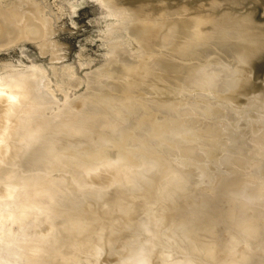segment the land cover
Instances as JSON below:
<instances>
[{
  "label": "bare ground",
  "instance_id": "6f19581e",
  "mask_svg": "<svg viewBox=\"0 0 264 264\" xmlns=\"http://www.w3.org/2000/svg\"><path fill=\"white\" fill-rule=\"evenodd\" d=\"M9 1L0 0L1 42L26 21L27 9ZM239 1H251L253 9L247 3L245 15L236 5L230 11L213 3ZM261 1L213 0L201 8L200 0H179V12L211 10L188 20L168 15L169 0H144L142 24L137 17L121 38L141 60L125 57L117 44V61L98 71L84 96L60 113L33 115L54 96L68 98L69 92L55 89L58 96L50 85L60 77L74 81L72 70L49 69L53 83L41 68L0 75L2 194L17 198L25 191V202L36 206V220L39 214L51 241L71 237L69 262L264 264V78L258 75L264 71V9L253 7ZM112 10L106 19L117 13ZM20 12L25 17L18 22ZM127 14L128 22L122 21L129 23L133 14ZM227 14L240 18L236 28ZM28 23L23 28L30 30ZM206 23L214 30L208 27L203 39L191 32ZM111 31L106 36L118 38ZM10 35L0 45L14 43ZM186 48L192 56H184L187 64L181 59ZM79 80L86 82L83 75ZM207 121L217 127L218 138L201 128ZM209 182L214 188L207 190ZM26 215L17 217L35 220Z\"/></svg>",
  "mask_w": 264,
  "mask_h": 264
},
{
  "label": "rangeland",
  "instance_id": "374dc122",
  "mask_svg": "<svg viewBox=\"0 0 264 264\" xmlns=\"http://www.w3.org/2000/svg\"><path fill=\"white\" fill-rule=\"evenodd\" d=\"M119 1H120V4H116L117 0L110 1L107 3L108 6H107V4H104L105 1H102V0H27V1L26 0H19V1L18 0H10L9 1L13 5L20 6V9L21 8L27 9V11H25V13L27 12L26 17L23 16V15H25V13L20 12V14H18L20 17L17 15V18H19V21L17 18L15 20H17L18 22H20L22 20L24 21V19L21 17V16H23L26 18L25 20L28 22L30 19V23H32L33 27L29 26V27H32L31 28L32 31H31V29L30 30L25 29L26 27H25L24 23L27 24L28 22L26 23V21H24L23 25L25 28H23V25H21L23 30L22 29L18 30L19 28L16 30V33L21 31V33H18L16 35L17 37L20 35L19 37H21V38L18 39L14 35L16 33H14V34L12 33L16 38L14 40V43L11 40L12 41V42L10 41L11 43H8V41H7L4 44L0 45V75H2V77H3V75L6 72H7L6 74H9L10 72L11 73H15L16 71L17 72H20V71L26 72V71H30V70L32 71V70L41 68V69H43V72L46 73V74L43 73L46 76L45 77L46 82L53 83L55 81V83H53L52 85H54V84L58 85L57 83H59V85H58L59 87L57 86V88L54 87L55 85L54 86L50 85L52 88H54L53 91L56 94H57V92L60 94L61 93L64 94V93L69 92L68 98H66V100L63 102H61V100L57 99V97L54 96L52 99V103L42 104V106L39 110H43V112L33 114L34 117L36 116V118H38L37 116H40V115L43 116V114H46V113L47 114L48 113L54 114L55 112L60 113V112L64 111L65 107H67L68 104H70V103L72 104L73 102L75 103V101L79 97L84 96L88 87L91 84L90 81L92 80V78L94 76L98 75L96 73H98V71H100L103 68L104 69L107 68L109 63H112L113 61H117L116 59H118V58H115L114 53H112V52L116 51V49L113 51V48H116L117 44L120 46L122 45V48L125 49V53H124L125 57L128 54H130L131 56H135L136 58L140 57V60H141L142 57L139 56L140 52H137V49H133V47L130 45L131 42L128 41L126 43H122L123 41L121 38H123V36H124V32H123L124 30L123 29H127V27L132 28L134 26L133 24H135L136 21H138V19L140 17L139 13H141L140 18H142L141 20L143 21V15L145 14V11H146L145 6H143L144 0L143 1L138 0V3L142 2V3H140V5L143 6L142 9H141V6L137 5L138 4L136 2L137 0L136 1L135 0L134 1L133 0H119ZM124 1H125V3H124L125 5L123 4ZM166 1L167 0H163L164 3H166ZM170 1L171 0H169V3L168 2L166 3L167 6L165 7V8L170 7L169 9H171V10H169V14H168V9H166L167 14L169 16H172L173 12H174L175 16L177 14H181V17L186 16L185 18H187L188 20H191L193 17L195 18L199 14H203V13L206 15L211 14V10H207V9L206 10L203 9L204 11H202V13H200L201 10H190V11L186 10V12H184L185 9H181V11L179 12L178 11L179 9L177 8V5L175 4L179 0L178 1L172 0L173 2L175 1L174 3L172 1L170 3ZM181 1L184 2V1H188V0H181ZM209 1H210V4L215 3V7L218 9H222V8L227 9L228 8V9H230V11L236 10V7H235V5H236L237 10L238 9L241 10L240 8H242V10L240 12H243L245 15H246L247 11H244L243 8H245V5L247 3H250V4L252 3L251 1H248V2L245 1L247 3H244V1L243 2L239 1L238 3H236V2H228V3L213 2L212 3L211 1H213V0H204V1L200 0V2H202V3L197 2V5L200 3L201 5L199 4L198 5L199 7H201L202 5L207 6ZM262 1L264 3V0H262ZM262 1L258 4L253 5V7L257 5L256 7H254V9L259 7L261 10H263L264 5L261 7V5L263 4ZM32 2H34V3H32ZM131 2H134V3L136 2V5H134ZM23 4H25L26 6L24 5V7H23L22 6ZM109 4H110V6H109ZM172 4H173L174 8H172ZM250 4H247L246 7ZM252 4L250 5L251 7L248 6L247 8L248 9L251 8V10H252L253 9ZM130 5H131V7H129ZM124 6H126L127 8ZM205 6L203 8H205ZM107 7H111V8H107ZM113 7H114L115 11L112 10ZM132 7H134V8L129 10ZM136 7L138 8V10L140 9L138 12L139 16L136 13L138 11ZM124 8H126V10L127 9L128 10L126 11ZM135 8H136V10H135L136 12H134V11L133 12L136 14L134 16V13L133 12L131 13V11L134 10ZM143 8H144V11H143V15H142ZM192 8H194V7H192ZM41 9H42V11H41ZM109 9L112 10L113 13H115L117 11V13H115L112 16L113 19L110 18V20L108 18L107 19L105 18L106 12H108ZM122 9H124L126 12H128V14L125 13V11H122ZM173 9H174V11H173ZM215 9H213V10L216 11ZM154 10L155 9L153 8V10H151V11H154ZM121 11H122V13H121ZM182 12L185 13V15H182L183 14ZM154 13L156 15H154ZM165 13H163V14H165ZM126 14H127V17H131V15L133 14V17H131V20H132V18L135 19V17H136V19L135 20L133 19L131 21L129 18V23H127L128 20L126 19V16H124ZM27 15H28V17H30V16L31 17L28 19ZM41 15L43 16L44 20L42 19V17L41 18L38 17ZM153 15H154V17L157 15L159 16V18L161 17V14L159 15L156 12H153ZM227 15L231 16V14H227ZM177 16H179V15H177ZM32 17H33V21H31ZM137 17H138V19H137ZM231 17H232V21H231L232 27L236 28L238 26L240 18L238 16L237 17L231 16ZM125 19L127 22L122 21ZM260 19H262V21H263L264 17L262 16V17H260ZM141 20L139 19L138 22H141ZM34 21H36V22H34ZM133 21H134V23H133ZM36 23L38 24V26ZM125 23H127L128 25ZM130 23H133V24H130ZM33 24H35L36 27ZM45 24L47 26H45ZM129 24L132 27H130ZM141 24H142V22H141ZM27 25H31V24L28 23ZM137 25L138 24H136V26ZM109 26L111 28H113L112 29L113 31L108 30L110 28ZM118 26H120V27H118ZM208 27L211 28L212 30H214V28L211 27V23H206L204 25H200V26L197 25V26L191 27V32L195 33V35H197L198 38L203 39L204 36L206 35L205 32L208 31V29H207ZM37 28H39L40 30L37 31L38 30ZM200 28H202V31L200 30ZM203 28H204V30H203ZM24 29L27 30V32ZM33 30L34 31L36 30L37 32H35L33 34ZM108 31H109V33H110V31L114 32V34H116L115 32H117L118 38L116 36H111V37L109 35H108L109 37L106 36ZM209 31H210V29H209ZM37 33H40V34H37ZM12 34L11 35L9 34L11 36V39L14 38ZM28 34H30V35H28ZM32 34L34 36L35 35H38V36L34 37V36H32ZM263 34H264V32H263ZM9 35H7V37L5 36V38L3 35H1V36L6 41ZM30 36H32V37H30ZM262 37H261V39H264ZM36 38H38V39H36ZM108 38H112L113 40L112 39L109 40ZM8 39H10V38H8ZM133 39H134V41L136 40L135 38H133ZM259 39L260 38H258L257 40H259ZM3 40H2V42L1 41L0 42L3 43ZM189 40H191V39H189ZM135 42L139 43V39L136 40ZM118 45H117V47H118ZM187 49L188 48L185 49L186 55L184 54V51L181 53V55H183V58H181L182 60L185 59L184 56H187L188 54L190 56L188 58L190 60H192L191 51H189L190 53H188ZM136 54H137V56H136ZM135 57H132V58L136 59ZM189 59L184 60V61H186V64H187V61H188V63H191V62H189ZM138 60L136 59V62H139ZM184 61L182 62L183 64L185 63ZM183 66H186V65L181 66L182 68L186 69V67H183ZM52 68L56 69L58 73H61L62 70H68V71L72 70L73 72L71 71L69 74H72V76L74 77V79H73L74 81H71L72 83L71 82L63 83L66 80L62 79L61 77H60V80H57V78H56L57 81L56 80L53 81L52 78H55V77L53 76V74H51L52 73L51 70H49ZM259 73H258V75L260 76V78H264V71L263 70H262V72L259 71ZM18 74H20V73H18ZM81 75H83L86 78V82H82L81 80H79ZM75 77L76 78L78 77V81L77 80L75 81V79H76ZM103 79H105L106 81L107 80L110 81V80H112V77L104 76ZM61 80H63V81H61ZM261 81L264 82L263 79ZM72 85H73V87H72ZM50 86H46L45 88L50 89ZM68 86H70L72 89L70 87L68 88ZM239 88L240 87H237L235 90H238ZM55 89H57V92L55 91ZM60 90H61V92H60ZM67 90H69V91H67ZM9 93H12V92H9ZM14 104L16 105L15 102H14ZM169 107H170V105H169ZM171 109H172V107H171ZM172 112H173V109L169 113H172ZM60 117L61 116L58 115L57 119ZM203 123L201 125V128L204 130V127H205L207 129V134H209L210 137H212V138H218L219 137L218 136L219 135L218 129L215 125H212V127H210V124L208 121L205 122L204 125H203ZM211 132H213V133L217 132V133L213 135V133H211ZM74 145L78 146L76 143H71L69 145V147L73 148ZM76 149H78V148H76ZM207 184L208 185L205 186V189L210 190V189L214 188V186L212 185L211 182H209ZM2 188L3 187H1V185H0V264H47L50 261H51V264H54L55 262H57V264L58 263L59 264H67V262L71 261L70 258H71L72 253L70 254V257L68 256L70 253V252L68 253V251L70 249L69 247L71 246L69 239L71 237L69 238L67 236L66 238H68V239H65L63 237L54 238L53 240L56 239L57 241L56 240L55 241L57 243H58V240L60 239L59 240L60 243H58L59 245H64V243H66V244H65V246H63V248H62V246L59 247L58 244L57 245L55 244L56 246H58V248L55 245L53 246L52 244H54L55 241H51V238L49 237V235L45 234L46 228L42 226V225H44V222L41 221L42 222V224H41V222L39 221V219H40L39 214H37L38 219L36 220V218H37L36 213L37 212L34 211L35 210L34 208L36 206L29 205V203L25 202V200H26L24 197L26 194L25 191L22 192L23 194L22 193H16V195H18V194L19 195L17 196V198H15L16 196L14 197V195H11V197H8L7 195L4 196V194H6V193L3 192L4 194H2V191H4V190H2ZM20 195H21V197H20ZM35 202L37 203L39 201H35ZM24 211L28 215V216L26 215L27 218L31 217V216L29 217L30 214H32V216H34L33 212H35L36 217L35 216L33 217V218H35V220H33V219L21 220L20 218H18L17 216L20 214V212H24ZM30 211H31V213H29ZM36 221L38 222V225L40 223V225L43 228L42 227L40 228V226L36 225L37 224ZM62 239H64L63 244L61 242ZM66 241L69 243V245H67ZM51 242H53V243L51 244ZM66 250H68V251L65 252ZM52 261H54V262H52ZM69 263L71 264L72 262H69Z\"/></svg>",
  "mask_w": 264,
  "mask_h": 264
}]
</instances>
